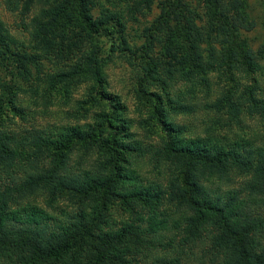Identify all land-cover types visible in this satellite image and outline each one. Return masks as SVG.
Listing matches in <instances>:
<instances>
[{
    "label": "trees",
    "instance_id": "16d2710c",
    "mask_svg": "<svg viewBox=\"0 0 264 264\" xmlns=\"http://www.w3.org/2000/svg\"><path fill=\"white\" fill-rule=\"evenodd\" d=\"M13 1L4 3L10 9ZM218 1L204 0L212 20L209 34H216L222 47L220 60L214 61L215 52L204 55L200 50L204 37L194 24L200 12L181 6L180 0H162L149 43L140 49L130 47L117 10L102 8L100 18H95L91 0H31V6L41 8L32 25L35 47L49 55L63 51L65 60L74 52L78 55L67 69L41 80L40 71L36 80L29 76V65L40 62L39 56L17 51L19 44L0 17V71L6 74L0 78V264H264V215L250 212L248 206L264 194V136L255 133V138L239 129L235 139L219 131L188 137V127L168 117L178 108H189L183 96L174 101L170 84L200 78L209 96L210 75L217 73L218 86L223 82L224 90L225 81L226 88L212 107L230 121L264 118V86L257 78L264 76V57L240 39L231 11L213 8ZM121 54L139 59L137 94L151 104L150 116L166 135L157 155L181 167L178 184H146L135 167L146 149L121 118L124 106L108 92L106 67ZM82 84L97 91L98 105L110 104L112 113L98 114L99 122L84 128L18 126L36 114L24 105V95L36 105L43 97L49 105L53 97L68 98ZM77 147L95 152L101 159L99 168L82 176H62L60 169ZM234 167L251 175L250 199L239 198L235 189L222 192L206 186L226 178ZM39 190L52 199L70 197L79 211L49 232L43 225L51 219L47 212L19 202L27 192ZM166 201L186 211L174 220L164 217L159 211ZM116 209L134 217L118 221ZM170 231L176 234L164 240Z\"/></svg>",
    "mask_w": 264,
    "mask_h": 264
},
{
    "label": "rangeland",
    "instance_id": "374dc122",
    "mask_svg": "<svg viewBox=\"0 0 264 264\" xmlns=\"http://www.w3.org/2000/svg\"><path fill=\"white\" fill-rule=\"evenodd\" d=\"M162 0H91V7H94V17L100 18V10L108 8L117 10L120 13V18L125 24L127 34V41H129L132 49H140L149 43L152 33V23L160 13ZM181 6L193 9V11L200 12L198 18H195L194 24L198 25L200 34H203L204 42L201 44V51L207 55L210 50L215 52L212 60H220L222 47L219 45L221 41L216 34H209L212 20L207 13V8L204 0H180ZM31 0H15L13 7L8 8L4 0H0V17L4 22L8 34L13 38L14 42H18L19 47H15L17 51H24L31 53V56L38 55L39 61H34L29 65L31 74L34 80L38 74L41 79L52 72L64 71L71 63L77 60L75 52L71 55L70 60H65L66 53L63 51H56L50 53L37 45L35 38H33V22L41 13V8L37 5H30ZM219 6L213 5L214 9L219 7L229 12V16L236 24L235 29L240 36V39L245 41L250 50L258 57H264V0H219ZM146 30H148L146 32ZM209 39H211L209 41ZM160 50L153 53V56L159 54ZM200 51V52H201ZM137 53L140 52L137 50ZM27 55V54H26ZM216 55L218 58H216ZM37 59V56H36ZM158 67L161 76H165L163 69V59H157ZM36 63L40 64L37 65ZM139 59L134 56H120L114 55L112 61L107 65V73L109 79L108 92L118 97V101L124 106L122 119L126 122L130 130L135 134L136 139L139 140L146 149V154L135 163L145 183L158 181L166 186L178 184L181 175V167L167 159L165 156H158L157 152L165 143L166 135L162 128L157 125V122L151 118L152 112L151 104L139 100L137 94V86L135 85V77L139 74ZM141 72V71H140ZM5 73L0 71V78H5ZM238 76H240L238 74ZM246 78V77H244ZM252 78V77H250ZM261 84L264 86V76L260 78L257 76ZM224 81V78H222ZM219 74H211L210 82L213 85V90L207 96L203 90L200 78H196L191 83L179 82L177 84H170L169 91L177 101L178 96H183V104L188 105V110L172 111L168 117L175 123L181 126H187V136L195 137L206 132H217L229 139H235L236 130L241 129L249 136L257 133L264 136V118L242 116L239 119L230 121V118L223 112H219L212 105L219 102L223 96L226 88V82L223 88L218 86ZM245 81L248 82L246 79ZM251 84V83H250ZM26 87V86H25ZM150 90H156L154 86ZM227 90V89H226ZM96 92L91 90L88 84H82L76 88L68 98L55 96L51 99L49 105H45V99L40 98L38 104H34L33 99L24 95L23 101L26 108L29 110H36L35 118L29 122L19 123V127L27 130L32 127H46L49 124L56 125H77L83 128L88 124H96L99 122L98 114L109 113L113 109L108 103L98 105L96 101ZM34 104V105H33ZM226 122V123H225ZM20 129V130H22ZM256 138V137H255ZM258 140V139H257ZM230 140H228L229 142ZM261 141L256 142L255 145H260ZM99 156L92 151L81 150L75 148L71 153L69 160L60 169L59 174L62 176H82L89 171L95 173L100 166ZM228 176L216 183L206 182L209 189H221L222 192L228 190H238L239 198L243 200L250 199L251 193L247 190L250 183L251 175H244L236 167L228 172ZM171 191V189H170ZM21 205L36 204L43 208L51 217L43 223L48 231H53L59 223L68 220L67 215H75L79 211V207L68 196L59 195L52 199L50 195L44 190H39L37 193L27 192L19 201ZM249 211L256 214L264 215V194L260 195L258 200L249 202ZM185 208L176 207L175 203L166 201V204L160 208V215L169 217L170 219H177L181 216ZM143 212L148 213L147 209ZM188 212V211H187ZM184 213V212H183ZM115 218L118 221L132 218V214L125 213L123 210H114ZM132 215V216H131ZM134 217V216H133ZM175 231L164 234L163 239L167 240L169 237L175 235ZM195 264V263H184Z\"/></svg>",
    "mask_w": 264,
    "mask_h": 264
}]
</instances>
